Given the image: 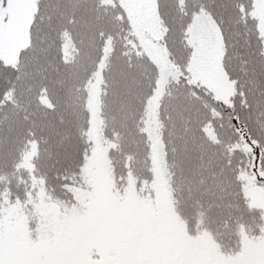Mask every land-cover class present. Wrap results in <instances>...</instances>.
I'll return each instance as SVG.
<instances>
[{"label": "snow or ice", "instance_id": "6c2138e0", "mask_svg": "<svg viewBox=\"0 0 264 264\" xmlns=\"http://www.w3.org/2000/svg\"><path fill=\"white\" fill-rule=\"evenodd\" d=\"M0 264H264V0H0Z\"/></svg>", "mask_w": 264, "mask_h": 264}]
</instances>
